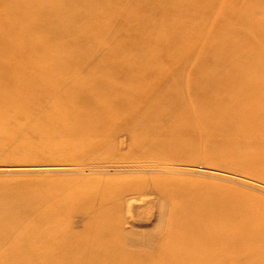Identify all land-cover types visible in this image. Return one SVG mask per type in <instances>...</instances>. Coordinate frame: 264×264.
Here are the masks:
<instances>
[{
	"label": "bare ground",
	"instance_id": "1",
	"mask_svg": "<svg viewBox=\"0 0 264 264\" xmlns=\"http://www.w3.org/2000/svg\"><path fill=\"white\" fill-rule=\"evenodd\" d=\"M187 127L221 152L253 148L263 167L264 0H0V151L96 162L125 134L140 170L168 171L164 156L196 147L176 134ZM25 133L36 140L13 139ZM116 177L40 179L41 198L0 180V264H264L263 200L170 174ZM147 195L152 227L126 233L123 210Z\"/></svg>",
	"mask_w": 264,
	"mask_h": 264
},
{
	"label": "rangeland",
	"instance_id": "2",
	"mask_svg": "<svg viewBox=\"0 0 264 264\" xmlns=\"http://www.w3.org/2000/svg\"><path fill=\"white\" fill-rule=\"evenodd\" d=\"M246 1L247 0H240V3L242 4ZM257 20L258 19H256V21ZM175 131L177 132H175L176 134L180 133V139L182 137L183 141L188 140L187 142L189 144L194 140L192 136H189V134L193 133V131L188 127L186 129H181L180 131ZM122 135L115 138V146L112 151V155H114H104V157L102 152H105V150L101 151L100 156L103 158H99L98 156L96 158V162L93 158L88 159V156L85 157L81 155V153H76V151H70L68 149H64V151L60 153L59 151H50L49 149L36 150L31 149V147L21 148L20 146H15L13 143L8 142L9 144L4 145L3 150L0 151V180L4 178V180L8 179L9 181L31 182V185L33 186L32 188L38 190L36 191L37 196L41 198L45 195L48 189L37 185L35 181L40 179L73 181L79 177L86 176L98 177V179L105 181L106 179L112 177L117 178L116 176L133 173H136V175L143 174L147 178L150 177V174H170V176H178L179 179L184 178L185 181H204L211 184L215 188H218L216 185L218 184V193H221L219 198L251 196L252 194V196H256L258 199L264 201V165L262 167V162H248L249 157L253 152V148H250L249 146H241L238 144L226 149V152H221L219 149L214 147V145H217L219 141L215 138V136H212V133L209 134V132H207L206 134H202L200 139L194 140L195 142L197 141V143H195V148L180 152V157L179 154H177L178 156L175 154L171 157L164 156L166 159L163 158L164 160L162 161L167 162V164L162 165V167L165 166L169 169L168 171L157 170L149 172L140 170L141 167L138 166L141 164V162L138 161L140 159L132 157V155L130 156L131 147L129 146L131 139L125 134ZM191 138H193V140ZM209 138H212L213 141L208 142V140H210ZM13 139H17L18 142L24 139L34 141L36 140V137L32 133H25L21 134L17 138L14 137ZM209 143H216L213 144L214 148L212 147V151ZM2 152L3 154H1ZM141 154L145 156L148 155L146 153ZM198 154L199 156L201 155L200 158L197 157ZM222 157L225 160H222ZM244 158H246V160ZM242 159L246 162L244 163ZM239 160L242 162L240 163ZM222 161L227 162L222 163ZM228 162L234 166H231L230 164L226 165ZM235 165L237 167L241 166L240 169ZM258 166L259 170H256V167ZM123 167L124 169H122ZM242 167H245L244 170ZM172 169L175 170L173 171ZM54 190L55 189L52 191L55 192ZM195 194L190 193V197L194 198ZM208 194L209 193H199L200 197L203 198ZM152 199L153 195H147L144 197L140 196L139 198L131 199L130 202L132 209H124L121 214L123 229L126 233L129 232L131 235H134L133 232L137 233L148 231L149 228L152 227V224L155 221V213L153 210L149 211L145 207V203ZM133 215L134 217H132ZM72 220H74L72 223V225H74V229L78 230L82 228V225L80 224L81 218L79 216H73ZM262 222L264 223V219ZM133 225L137 227H134ZM220 230L226 232L229 230V227L227 228L226 225H223L220 227ZM238 230L245 235L250 234L251 232L246 228V225L243 224L238 227ZM159 234L164 235L165 233L163 231L157 235Z\"/></svg>",
	"mask_w": 264,
	"mask_h": 264
}]
</instances>
